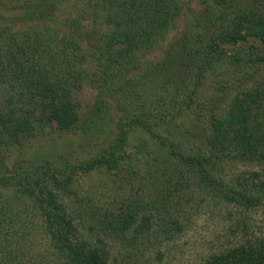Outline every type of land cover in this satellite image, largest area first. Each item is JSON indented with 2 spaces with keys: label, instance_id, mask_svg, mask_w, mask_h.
<instances>
[{
  "label": "trees",
  "instance_id": "1",
  "mask_svg": "<svg viewBox=\"0 0 264 264\" xmlns=\"http://www.w3.org/2000/svg\"><path fill=\"white\" fill-rule=\"evenodd\" d=\"M6 1L16 15L0 24V264H39L21 251L37 231L59 264H134L138 244L185 231L156 207L166 196L155 184L181 177L236 209L263 205L264 0H204V14L158 63L146 58L167 42L185 0H71L62 18L63 0ZM89 86L97 98L84 112L79 95ZM110 108L115 136L94 157L6 165L12 148L49 128L90 135ZM226 164L261 170L228 180ZM123 167L156 193L115 210L75 188L81 174ZM204 264H264V232Z\"/></svg>",
  "mask_w": 264,
  "mask_h": 264
},
{
  "label": "rangeland",
  "instance_id": "2",
  "mask_svg": "<svg viewBox=\"0 0 264 264\" xmlns=\"http://www.w3.org/2000/svg\"><path fill=\"white\" fill-rule=\"evenodd\" d=\"M69 1L71 0H63L60 5L65 9L59 13L61 18L66 15V6L70 9ZM10 9L7 7L6 0H0L1 25H8L7 23H11L16 15L13 12L12 14ZM204 10V0L183 1L182 15L176 28L170 33L167 42L146 58L147 62H160L169 43L178 41L185 29L194 24L198 15L204 14ZM2 15H9L6 16V21L1 19ZM21 25L18 23L12 25L11 33L17 32ZM215 83V81H209L205 93H210ZM79 98L82 101L84 112L89 111L96 103V89L86 87L80 93ZM118 118V111L110 108L102 121H99V126L86 136L63 133L54 127L49 128L40 136L25 141L23 147L12 148L7 153L6 165L13 166V163L19 160L38 165L45 161L53 162L63 158L75 164L81 163L94 157L101 147H105L109 141L114 139L115 122ZM192 123V120L184 119L185 128H192ZM179 132L182 130L179 129ZM253 170L260 171L261 169L249 164L239 167L226 164L221 168L220 173L229 180L238 174H247ZM176 183L177 186L169 188L155 184L158 188L156 192L164 191L162 195L166 198L159 199L162 203L158 202L156 205L162 210L155 209L151 212L159 225L168 224L165 218L158 214V211L171 212L174 218L185 223V231L172 240L164 238L163 240L157 239V242L152 240L138 244L132 253L134 264H204L211 255L218 254L241 241L255 238L264 232V203L258 209L243 211L228 206L207 192L195 188L191 180L186 181L181 177ZM150 185L144 181L142 173H134L131 168L123 167L118 172L101 170L86 175L81 174L76 179L75 188L81 191L86 198L94 199L97 206L102 208L108 206L119 210L127 203L131 204L136 200L152 197L156 192ZM182 194L187 195L188 203L185 204L186 199L182 197ZM21 245L25 259H28L25 255L27 254L39 264H59L50 242L41 232H34L33 236L27 237Z\"/></svg>",
  "mask_w": 264,
  "mask_h": 264
}]
</instances>
